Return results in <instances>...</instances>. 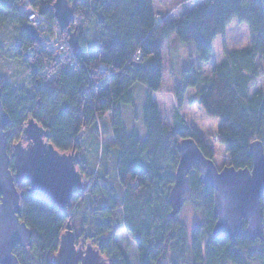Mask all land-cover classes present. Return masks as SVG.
<instances>
[{
	"label": "trees",
	"instance_id": "trees-1",
	"mask_svg": "<svg viewBox=\"0 0 264 264\" xmlns=\"http://www.w3.org/2000/svg\"><path fill=\"white\" fill-rule=\"evenodd\" d=\"M67 1L75 16L70 27L81 47L70 58L43 43L45 34L61 41L68 38L54 19L55 0H0V27H17L14 54L26 63L32 81L29 92L0 77V89L11 120L5 129L8 153L23 140L32 120L49 133L48 141L57 151L80 155L77 169L90 186L82 196L74 191L69 210L84 213L83 220L78 216L82 227L75 234L76 245L83 237L110 264H129L117 242L125 231L135 244L138 264H264V242L250 241L245 223L234 241L212 236L213 190L200 182L198 165L189 173L191 192L184 206L189 205L202 223L188 232L177 217H170L168 202L179 142L192 138L207 159L215 157L207 140L180 116L190 90L194 93L188 105L199 106L207 119L219 121L214 142L224 146L229 166L251 169L250 145L264 144V86L255 88L264 79L263 0H204L177 20L158 17L159 0ZM29 9L44 18L39 43L24 31ZM233 22L247 26L249 46L230 51L224 47L223 61L204 75L199 65L210 63L213 44L224 40ZM90 26L93 46L84 37ZM172 39L194 44L196 64L175 77L174 121L169 126L154 96L164 85V51ZM135 85L145 88L143 137L135 127L128 130L119 109L135 104ZM106 115L108 122L103 121ZM107 135L113 140L109 145L103 143ZM91 150L96 156L89 161ZM17 189L22 194L21 221L32 232V245L17 247L13 254L20 264H52L70 217L29 194V184Z\"/></svg>",
	"mask_w": 264,
	"mask_h": 264
},
{
	"label": "water",
	"instance_id": "water-1",
	"mask_svg": "<svg viewBox=\"0 0 264 264\" xmlns=\"http://www.w3.org/2000/svg\"><path fill=\"white\" fill-rule=\"evenodd\" d=\"M53 10L60 32L68 35L69 47L79 52L81 47L76 32L70 27L75 21L73 9L67 0H55ZM24 31L33 41H41L38 31L30 24L24 27ZM10 124L0 89V264H20L13 250L17 247L27 249L32 245V232L21 221L22 194L17 186L29 184V194L57 207L67 217L70 216L74 191L84 195L90 186L77 169L81 163L79 153L57 151L48 141L49 133L32 120L24 128L23 140L13 144L8 153L5 129ZM177 152L179 162L168 194L170 217L176 218L183 208L185 197L191 192L189 173L193 165H198L200 182L213 190L216 222L212 236L234 241L242 233L245 223L244 232L248 239L264 242V144L254 142L250 145L251 169L236 170L227 166L218 170L192 138L179 142ZM51 263L110 264L94 245H76L70 220L59 238L58 250Z\"/></svg>",
	"mask_w": 264,
	"mask_h": 264
},
{
	"label": "rangeland",
	"instance_id": "rangeland-1",
	"mask_svg": "<svg viewBox=\"0 0 264 264\" xmlns=\"http://www.w3.org/2000/svg\"><path fill=\"white\" fill-rule=\"evenodd\" d=\"M204 0H161L155 4V11L159 18L177 20L188 11H193L197 6L201 5ZM40 33V30H37ZM42 35V34H41ZM84 37L90 42V45H95V34L94 27H87L84 31ZM42 38H45L42 35ZM50 37L44 39V45H49ZM18 30L17 27L11 25L0 27V77L8 80L16 87L25 88L27 91H31L32 81L27 69V65L24 61L16 58L14 54V44L18 41ZM224 42V43H223ZM224 44V45H223ZM250 44V33L245 25H239L237 22H233L227 29L224 40L218 38L213 44L211 61L208 65H199L203 74L208 75L211 69L220 64L224 58V47L228 51L233 49H240L249 46ZM35 51H33V54ZM165 78L162 90L156 93L154 99L158 101L159 109L162 114V118L169 126H173L174 121V108L175 100L171 93L176 84V78L179 77L181 71L189 66L196 64V53L195 46L192 43H181L179 41L166 42L165 51ZM173 73V75H172ZM264 86V79L259 80L255 88ZM135 97V104L133 106L120 105L123 113V120L128 130L135 127L140 137L144 136L143 125L141 123V111L142 103L145 98V88L140 85H135L132 88ZM194 93L190 90L185 97V104L179 111L181 118L184 119L187 126L195 129L211 146L214 151L213 162L218 170L229 166V160L225 152V148L222 145L214 142L215 136L219 127V121L207 119L202 110L197 105H188L187 100ZM108 115L103 118L104 122H108ZM111 136L107 135L103 138V143L109 145L112 143ZM15 144V143H14ZM25 144V143H24ZM96 154L91 150L87 154L89 161H92ZM88 161V162H89ZM90 169L92 165H89ZM90 171V170H89ZM84 178H86L84 176ZM88 180V179H86ZM90 183V180H88ZM78 194V193H77ZM80 195V194H79ZM82 196V195H80ZM187 196L185 197V199ZM84 208V207H83ZM83 210V209H82ZM81 215L77 211L75 214L71 212L70 222L74 233L79 235L81 232V222L78 216H81L83 220V211ZM264 211V203H263ZM76 215V217H75ZM68 217V218H69ZM177 219L180 223L186 226L188 232H190L196 225L202 223L200 216L194 212L189 206L185 205L181 209ZM76 230V231H75ZM78 237V245L85 247L86 244H92L89 241ZM117 242L122 251L125 254L129 264H138L136 247L129 234L122 231L117 236ZM93 245V244H92Z\"/></svg>",
	"mask_w": 264,
	"mask_h": 264
},
{
	"label": "built area",
	"instance_id": "built-area-1",
	"mask_svg": "<svg viewBox=\"0 0 264 264\" xmlns=\"http://www.w3.org/2000/svg\"><path fill=\"white\" fill-rule=\"evenodd\" d=\"M27 21H28V24L33 26L36 30H40V31L44 30V23H45L44 18L37 10H33V9L28 10ZM59 32H60V29H59ZM45 36L48 38L46 34ZM48 46L50 48H53L54 51L59 55L65 54L68 58L73 56L74 51L68 45V38L63 39L62 41L59 40V38L50 39Z\"/></svg>",
	"mask_w": 264,
	"mask_h": 264
},
{
	"label": "crops",
	"instance_id": "crops-1",
	"mask_svg": "<svg viewBox=\"0 0 264 264\" xmlns=\"http://www.w3.org/2000/svg\"><path fill=\"white\" fill-rule=\"evenodd\" d=\"M159 1H161V0H159ZM157 2H158V1H157ZM157 2H156V3H157ZM215 42H216V41H215Z\"/></svg>",
	"mask_w": 264,
	"mask_h": 264
}]
</instances>
